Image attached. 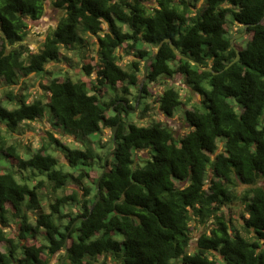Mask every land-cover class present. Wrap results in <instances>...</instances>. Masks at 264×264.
<instances>
[{
    "label": "trees",
    "instance_id": "16d2710c",
    "mask_svg": "<svg viewBox=\"0 0 264 264\" xmlns=\"http://www.w3.org/2000/svg\"><path fill=\"white\" fill-rule=\"evenodd\" d=\"M50 1L63 16L34 52L29 22L47 0H0V160L11 166L0 168V264H264V0ZM234 25L248 29L226 69ZM62 51L81 55L85 78L52 77L46 101H30L28 80L71 61ZM179 76L206 110L172 86L155 102L166 118L181 107L188 133L126 123L137 104L133 118L151 112L150 85ZM46 106L82 138L118 125L112 149L82 138L70 148L52 133L35 151L11 143ZM209 223L192 250V224Z\"/></svg>",
    "mask_w": 264,
    "mask_h": 264
},
{
    "label": "rangeland",
    "instance_id": "374dc122",
    "mask_svg": "<svg viewBox=\"0 0 264 264\" xmlns=\"http://www.w3.org/2000/svg\"><path fill=\"white\" fill-rule=\"evenodd\" d=\"M203 0L201 1V3ZM155 5V3H153ZM63 16V13L60 9L54 7L50 0H47L46 2V11L43 17L38 21H30L29 22V36L26 44L33 50L34 52H38L40 47L42 46L46 36L51 33L52 30L56 29L59 25V22ZM244 31V27L241 25H234L232 26V34L234 36H239ZM245 37L241 36L239 39ZM235 40V42L239 41ZM245 41L240 43V46L243 47ZM62 53L69 57L71 61L64 60L63 58L58 62L57 64H50L46 67V71L49 73H44L40 78L36 81L34 80H28V84L31 87L30 93H31V100L37 99L42 97L44 101H46L45 98V90L43 85L46 84L49 79L55 76H60L64 78H71V80L76 81L78 79L83 80L85 78V74L82 70V57L80 54L75 53H68L66 51H62ZM121 53V52H120ZM94 47L90 49L87 53V57L94 56ZM133 56L131 55H125L123 61L121 62L122 66H125L130 61H133ZM95 77V76H94ZM172 86L178 89L181 92L182 98L187 99L188 97L193 98V103H197L195 106L197 109L201 111H205L204 105L201 103V97L193 95L192 92L187 88V86L184 83V79L182 77H176L174 79H164L161 80L158 83L150 85V93L153 97H150L147 100V104L150 106V113L147 115L144 119H139L137 117L133 118V114H138V110L140 109V104L138 105V108L134 109L131 113L132 116H128L126 123H135L140 126H150L154 122H164L168 123L171 127H173L178 135H185L188 133L189 128L185 121V114L181 107L176 109L174 116L172 118H166L164 117L158 108V105H156V98L158 94H161L164 89L167 87ZM18 89V87H17ZM111 90H107V94L105 96L104 101L109 102L112 96ZM0 100H4L3 95V88H0ZM4 102V101H3ZM5 103V102H4ZM194 107V106H193ZM23 133H20L16 136V139H12L10 142L15 143V140H18L22 144L30 145L32 150L35 151L38 148H41V146L48 141H50V137L48 133H52L54 138L60 140L63 144L70 148H77L82 149L83 144L79 143V140H81L79 134H72L66 132L63 128L58 127L54 124L52 120V113L50 107L46 106V113L43 117V120L40 122L30 123L29 128H25ZM112 129H105L102 133L92 135L89 138H82L81 141L84 143H89L93 145L94 141H98L101 139V144L105 146L100 153L101 155H105L108 151L112 149ZM87 145V144H86ZM56 150H52V152L60 161L62 164L65 165L64 169L65 171H71V168L67 165L63 151L61 147H57L55 145ZM98 148V147H97ZM154 155L153 150H148L146 153H142V160H140V165L143 166L146 161L152 160V157ZM3 157V156H2ZM5 157H3L2 161L0 160V168H2L3 172H6L5 169H11V166L6 163L4 160ZM4 160V161H3ZM238 205V204H237ZM194 231H193V244H192V250L196 247V241L198 238L204 234L208 233L209 230L212 228V223H209L208 226L203 227L199 224H192ZM122 238V237H121ZM59 256V255H58ZM58 256H56L51 264H58Z\"/></svg>",
    "mask_w": 264,
    "mask_h": 264
},
{
    "label": "water",
    "instance_id": "95a60500",
    "mask_svg": "<svg viewBox=\"0 0 264 264\" xmlns=\"http://www.w3.org/2000/svg\"><path fill=\"white\" fill-rule=\"evenodd\" d=\"M247 29H248V26H245V27H244V31H243L242 34H240L239 36H235L233 39H231V44L233 45V48H234V49L236 50V52H237V58H236L231 64H229V65L226 67V69H228L231 65H233V64L239 62L241 55H240L239 49H237V47L235 46L234 43H235V40H238L241 36H244V35L247 34ZM164 42H171V41H170V40H165ZM164 42L160 43V45L158 46V48H157V50H156V54H155V56H153L152 58H150V59L145 63V71H144V81H143V85L145 84V81L147 80L148 64H149L151 61H153V60L155 59L157 53H158L159 50L161 49V47H162V45H163ZM171 48H172V49H175V46H174L173 44H171ZM183 58H184V59H187V58H185V57H183ZM196 65H198V64H196ZM206 71H210V72H211V69H206ZM138 105H139V104L136 105V108H138ZM117 129H118V125H116V126L113 128V130H112V133H113L114 136H115L116 133H117ZM109 157H110V156H109ZM97 189H98V190L100 189L99 183L97 184ZM99 201H100V196H98V198H97V202H99ZM66 245H67V242H66ZM66 256H68V253H67Z\"/></svg>",
    "mask_w": 264,
    "mask_h": 264
}]
</instances>
